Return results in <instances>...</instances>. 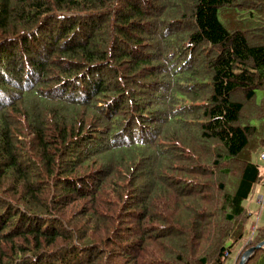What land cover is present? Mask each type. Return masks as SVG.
<instances>
[{
  "label": "trees",
  "instance_id": "16d2710c",
  "mask_svg": "<svg viewBox=\"0 0 264 264\" xmlns=\"http://www.w3.org/2000/svg\"><path fill=\"white\" fill-rule=\"evenodd\" d=\"M263 147L264 0H0V264H223Z\"/></svg>",
  "mask_w": 264,
  "mask_h": 264
},
{
  "label": "rangeland",
  "instance_id": "374dc122",
  "mask_svg": "<svg viewBox=\"0 0 264 264\" xmlns=\"http://www.w3.org/2000/svg\"><path fill=\"white\" fill-rule=\"evenodd\" d=\"M262 151H264V147H263V150ZM255 160L264 169V160H261L259 158V154L257 156H255ZM257 186H260V184H257L256 187H255V189L257 188ZM255 189L253 190V193L250 196V198L245 202L246 203V206L248 207V209H249V211L251 213V220H252L251 221V225H253V224L256 225V226H253V228H255V227L258 226L257 222H259V223L263 222V218H264V204L261 205V204L258 203L259 205L257 206L256 202H258V200L256 198L257 192H255ZM251 204H252V206H251ZM251 242L252 241L250 239H248L246 241V244L251 243ZM235 249L236 250L233 251L231 258H233L236 255V253L238 252V248H235ZM239 261H240V259H239ZM239 261H238V263H239Z\"/></svg>",
  "mask_w": 264,
  "mask_h": 264
},
{
  "label": "crops",
  "instance_id": "0c3cea01",
  "mask_svg": "<svg viewBox=\"0 0 264 264\" xmlns=\"http://www.w3.org/2000/svg\"><path fill=\"white\" fill-rule=\"evenodd\" d=\"M255 192H257L256 198H257L258 202H256V204L258 206L259 204H261L259 202L258 197H259V195H263L264 194V180L260 184V186H257V188L255 189ZM261 205H263V204H261ZM251 206H252V204H251ZM251 221H250V225H251ZM257 224H258V226L259 225H263L264 224V218H263V222H261V223L257 222ZM251 226H256V225L253 224ZM235 248H238V252L236 253V255L233 258H231L233 251H235L236 249L232 250L230 252V255L225 259L223 264H238L239 259L241 258L242 254L244 253L243 252L244 245L242 247L238 246V247H235Z\"/></svg>",
  "mask_w": 264,
  "mask_h": 264
},
{
  "label": "water",
  "instance_id": "95a60500",
  "mask_svg": "<svg viewBox=\"0 0 264 264\" xmlns=\"http://www.w3.org/2000/svg\"><path fill=\"white\" fill-rule=\"evenodd\" d=\"M260 248H264V241L254 246H251L246 251H244L238 264H246L247 260L254 254L257 249Z\"/></svg>",
  "mask_w": 264,
  "mask_h": 264
},
{
  "label": "built area",
  "instance_id": "2783aa9c",
  "mask_svg": "<svg viewBox=\"0 0 264 264\" xmlns=\"http://www.w3.org/2000/svg\"><path fill=\"white\" fill-rule=\"evenodd\" d=\"M259 157H260L261 160H264V151L260 153ZM258 199H259V202L261 204H264V194L263 195H259ZM227 255H228V251L226 252V256Z\"/></svg>",
  "mask_w": 264,
  "mask_h": 264
},
{
  "label": "bare ground",
  "instance_id": "6f19581e",
  "mask_svg": "<svg viewBox=\"0 0 264 264\" xmlns=\"http://www.w3.org/2000/svg\"><path fill=\"white\" fill-rule=\"evenodd\" d=\"M185 4H186V2H185ZM182 5H184V4H182ZM106 24V23H105ZM111 25V24H110ZM105 27V26H104ZM187 28V27H186ZM183 32V31H182ZM179 41V40H178ZM92 82V81H91ZM128 117V116H127ZM191 118V117H190ZM205 132V131H204ZM211 134V133H210ZM212 135V134H211ZM106 160V159H105ZM106 162V161H105ZM103 165V164H102ZM92 167V166H91ZM98 167V166H97ZM156 168V167H155ZM92 171V170H91ZM101 171V170H100ZM94 172V171H93ZM156 177V176H155ZM103 181V180H102ZM105 181V180H104ZM103 184V183H102ZM127 187V186H126Z\"/></svg>",
  "mask_w": 264,
  "mask_h": 264
}]
</instances>
